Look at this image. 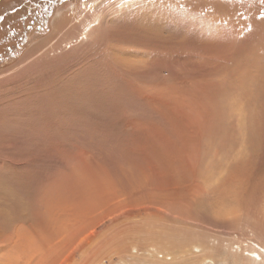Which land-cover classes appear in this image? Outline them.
Instances as JSON below:
<instances>
[{
  "label": "rangeland",
  "instance_id": "1",
  "mask_svg": "<svg viewBox=\"0 0 264 264\" xmlns=\"http://www.w3.org/2000/svg\"><path fill=\"white\" fill-rule=\"evenodd\" d=\"M97 1L98 29L74 42ZM62 13L69 19L55 31ZM216 16L218 37L207 28ZM179 90L206 92L195 163L204 194L153 182L129 216L244 245L250 229L264 232V0H0L1 252L17 235L51 233V207L83 211L97 187L116 190L113 176L130 164L145 170L138 151L170 131Z\"/></svg>",
  "mask_w": 264,
  "mask_h": 264
},
{
  "label": "bare ground",
  "instance_id": "2",
  "mask_svg": "<svg viewBox=\"0 0 264 264\" xmlns=\"http://www.w3.org/2000/svg\"><path fill=\"white\" fill-rule=\"evenodd\" d=\"M128 1L135 2V0ZM100 2L85 6L88 11L94 12H91L90 20L82 27L74 42L87 38L90 32L98 29L104 17L103 12H96ZM117 5L119 6L120 2H117ZM103 9L106 10V8ZM70 10V16H72L79 12V7L71 6ZM228 15L236 18L231 12ZM57 17V22L54 24L55 31L64 26V22L69 19V16L64 14H59ZM209 19L207 28L213 31V36L218 37L217 33L221 32V30H216L218 29L216 26L218 17ZM234 20V22L237 21ZM230 25L233 29L238 28L237 23ZM213 45L216 44L213 43ZM163 90L160 89L154 93L159 94ZM181 90L177 93L171 92L173 104L168 106L170 110L168 113L171 114L167 116L172 123L170 131L160 134L157 143L156 139L151 137L150 141L138 151L145 153L144 158L137 159L140 164L146 163L148 167L145 170L141 171L140 167L141 170L136 171L138 168L135 163L129 166L126 164L127 168L132 169L124 168L125 170L123 169L120 175L113 176V182L119 181L115 183L117 184L116 190L97 187L92 199H89L91 203L85 209L83 207V211H78L74 206L68 207V205L63 208L51 207L49 214L50 216L54 214L51 221L54 226L50 231H53L50 233L49 230H40L39 238L35 231H29L22 236L21 242H18L19 236L17 235L10 245V250L4 253L0 250V264H113L114 259L123 264H264V232L260 230L258 233L257 231L251 232L250 229L249 234L254 240L251 239L244 245H242L243 241L213 240L207 242L206 238L201 237L202 234L191 233L190 228V233L182 234L177 226L166 229L165 224L166 228H163L155 222L147 221L144 225L141 223L142 226H138L136 218L129 216L130 210L134 207L135 196L148 191V187L153 186L151 184L153 182L158 185L160 180L171 179L167 186L168 189L177 186L180 188L183 185L186 187L184 194L190 199L198 198L203 192L202 185L198 183L199 181L197 182L196 175L199 174H196L195 163L199 141L201 142L205 133L204 127L208 123L209 111L200 101L206 92L193 91L198 93H190ZM180 92H184L185 95L183 96ZM158 97L156 95V98ZM189 149L193 150L191 155ZM182 166L185 172L179 173ZM184 173L189 175L188 180L191 184L186 181L182 182ZM139 206L136 209L141 210L144 207L142 203ZM58 218L64 219L61 221L62 228L57 227ZM107 226H112V228L118 226L119 229L106 234L104 231L107 230L105 229ZM103 227L104 231L101 232L100 229ZM60 230L65 233V236L62 239L59 237V241L55 242L58 237L56 232Z\"/></svg>",
  "mask_w": 264,
  "mask_h": 264
}]
</instances>
